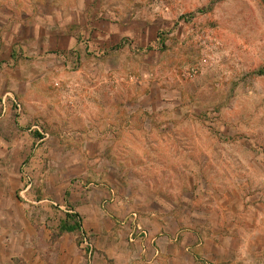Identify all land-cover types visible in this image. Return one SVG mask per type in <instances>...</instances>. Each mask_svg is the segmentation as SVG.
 Returning a JSON list of instances; mask_svg holds the SVG:
<instances>
[{"label": "rangeland", "instance_id": "1", "mask_svg": "<svg viewBox=\"0 0 264 264\" xmlns=\"http://www.w3.org/2000/svg\"><path fill=\"white\" fill-rule=\"evenodd\" d=\"M31 10L44 17L87 13L95 22L117 17L142 28L161 55L155 77L177 92L165 106L155 90L137 101L144 92L131 83L141 75H121V92L110 73L99 85L92 76H79L72 88L60 82L59 111L47 108L50 136L41 142L56 152L43 149L41 169L33 163L41 144L19 132L16 113L0 121V264H72L64 246L51 248L63 219L78 220L69 213L66 182L53 181L82 173L84 163L65 176L56 168L67 147V157L79 159L72 152L83 141L78 132L97 125L106 135L116 132L115 154L105 159L116 166L108 178L122 182L121 193L136 204L139 196L176 202L196 194L202 212L225 206L229 222L248 232L241 263L264 264V0H0V36ZM5 92L0 81V96ZM85 237L93 264H115L99 258L100 243L86 232L73 237L74 264H85Z\"/></svg>", "mask_w": 264, "mask_h": 264}, {"label": "crops", "instance_id": "2", "mask_svg": "<svg viewBox=\"0 0 264 264\" xmlns=\"http://www.w3.org/2000/svg\"><path fill=\"white\" fill-rule=\"evenodd\" d=\"M75 15L44 17L35 10L27 11L22 20H13V25L0 36V81L6 91L0 96V121L16 113L19 132L34 139L37 147L45 140L43 123L47 108L53 115H57L54 110L59 111L58 86L65 80L68 83L62 86L72 88L79 85V76H92L99 85L110 73L121 92V75L131 77V81L135 75H141L139 83H131V87H141L144 92L137 101L152 97L155 90L165 106L171 105L170 95L177 92L155 77V70L162 63L161 55L142 28L123 25L117 17L95 22L87 13ZM112 59L116 66H112ZM12 97L21 103V114L16 112ZM115 135V131L112 136L106 135L104 125L88 127L78 132L83 141L72 148L79 159L68 158L70 150L65 149L57 175L63 176L76 163H84L85 168L64 181L58 178L53 182H66L64 194L69 197V211L79 219L81 230L61 232L63 224L71 220L67 216L55 230L58 236L51 248L59 250L64 246V259L74 264L77 258L73 237L86 232L100 243L99 258L108 257L115 264H242L244 251L249 247L245 242L248 232L229 222L227 207L218 206L215 210L209 206L202 212L196 206V194L183 195L176 202L163 195L139 196L141 200L136 204L129 194L120 192L122 182L108 178V170H116V166L105 159L107 154H115V148L110 152ZM59 137H63L61 133ZM44 146L41 144L36 150L35 169L42 168L38 155L41 157L43 149L56 152L52 146ZM137 209L143 211L138 214L148 235L130 243L128 221Z\"/></svg>", "mask_w": 264, "mask_h": 264}, {"label": "built area", "instance_id": "3", "mask_svg": "<svg viewBox=\"0 0 264 264\" xmlns=\"http://www.w3.org/2000/svg\"><path fill=\"white\" fill-rule=\"evenodd\" d=\"M11 101L14 104L16 112L18 114H21L23 111L21 103L14 97L11 98ZM48 137V134H44L45 139H47ZM30 187L31 185L27 187V190L30 189ZM128 222L130 227L128 239L130 243H134L147 237L148 231L142 226L138 212H133L129 217ZM81 246L85 249V264H93L95 259L93 244L90 240H88V238L85 237L82 241Z\"/></svg>", "mask_w": 264, "mask_h": 264}, {"label": "trees", "instance_id": "4", "mask_svg": "<svg viewBox=\"0 0 264 264\" xmlns=\"http://www.w3.org/2000/svg\"><path fill=\"white\" fill-rule=\"evenodd\" d=\"M69 218L72 220V216H69ZM77 230H81V225L79 223V219L76 222L72 223V224L65 223L61 227V232H74V231H77Z\"/></svg>", "mask_w": 264, "mask_h": 264}]
</instances>
